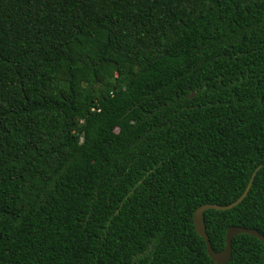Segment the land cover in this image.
Masks as SVG:
<instances>
[{"label": "trees", "instance_id": "16d2710c", "mask_svg": "<svg viewBox=\"0 0 264 264\" xmlns=\"http://www.w3.org/2000/svg\"><path fill=\"white\" fill-rule=\"evenodd\" d=\"M257 167L215 251L264 236V0H0V264H216Z\"/></svg>", "mask_w": 264, "mask_h": 264}, {"label": "water", "instance_id": "95a60500", "mask_svg": "<svg viewBox=\"0 0 264 264\" xmlns=\"http://www.w3.org/2000/svg\"><path fill=\"white\" fill-rule=\"evenodd\" d=\"M258 168L259 167H257L253 171V173L250 177V180H249L246 188L242 192V194L237 199H235L233 202H231L229 204H225V205H220L217 203H204V204H201L200 206H198L193 212L194 230L196 231V233L199 236H201L204 239L207 253H208L209 257L216 264H225L229 261V259L231 258V254H232V248H231L232 238L238 234L253 235L256 238H258L262 242V244L264 245V236L262 234H260L256 229L235 225V226L228 227L226 230L224 248L219 250V251H215L212 248L211 243L209 241V237H208L207 232H206V226H205V221H204V212L208 209H215V210L224 211V210L231 209L232 207H235L237 204H239L247 195ZM261 264H264V258H263V261Z\"/></svg>", "mask_w": 264, "mask_h": 264}]
</instances>
